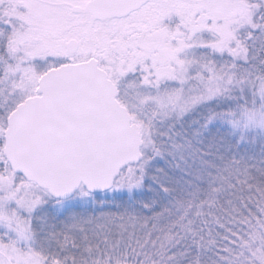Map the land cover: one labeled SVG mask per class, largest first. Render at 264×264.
Wrapping results in <instances>:
<instances>
[{"label":"snow or ice","instance_id":"snow-or-ice-1","mask_svg":"<svg viewBox=\"0 0 264 264\" xmlns=\"http://www.w3.org/2000/svg\"><path fill=\"white\" fill-rule=\"evenodd\" d=\"M0 264H264V0H0Z\"/></svg>","mask_w":264,"mask_h":264}]
</instances>
